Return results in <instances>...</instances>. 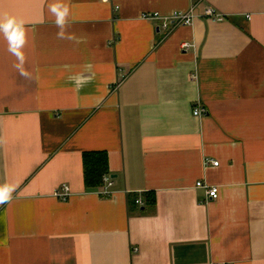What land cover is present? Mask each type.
<instances>
[{"label": "crops", "instance_id": "obj_1", "mask_svg": "<svg viewBox=\"0 0 264 264\" xmlns=\"http://www.w3.org/2000/svg\"><path fill=\"white\" fill-rule=\"evenodd\" d=\"M4 186L0 264H264V0H0Z\"/></svg>", "mask_w": 264, "mask_h": 264}, {"label": "built area", "instance_id": "obj_2", "mask_svg": "<svg viewBox=\"0 0 264 264\" xmlns=\"http://www.w3.org/2000/svg\"><path fill=\"white\" fill-rule=\"evenodd\" d=\"M145 19H148L150 21H158L160 22V29H163L167 33L182 26H192L196 18L198 17L195 15V8H192L187 11H181V12H173L167 16L161 15L159 12H153V14L144 15ZM201 17L208 19V20H214L216 22H223L225 20L224 16L219 13L214 7L210 6L205 9V12ZM190 46L185 44L184 48H189ZM205 110L201 107L195 109L194 115L197 117H200L201 115L205 114ZM214 167L219 166L220 162H212L211 163ZM105 183L107 185L106 189L102 191V195H105L106 197H110L112 195V192L109 191V188L112 187V180L109 178V176L104 177ZM197 187L204 188L207 191L208 199L210 200H217L219 198V190L215 187H210L203 182H199L197 184ZM7 198H10V194H6ZM61 200L67 201L70 198V191L68 187L62 188L57 194ZM137 205L143 206V201L138 199L136 201ZM134 251H137L136 248H134Z\"/></svg>", "mask_w": 264, "mask_h": 264}, {"label": "trees", "instance_id": "obj_3", "mask_svg": "<svg viewBox=\"0 0 264 264\" xmlns=\"http://www.w3.org/2000/svg\"><path fill=\"white\" fill-rule=\"evenodd\" d=\"M86 190L97 191L104 185V176L109 174L108 154L106 152H86L83 158ZM135 202V200H134ZM155 194L146 196L145 207L155 205Z\"/></svg>", "mask_w": 264, "mask_h": 264}, {"label": "clouds", "instance_id": "obj_4", "mask_svg": "<svg viewBox=\"0 0 264 264\" xmlns=\"http://www.w3.org/2000/svg\"><path fill=\"white\" fill-rule=\"evenodd\" d=\"M51 10L57 16V25L62 26L64 23V17L67 16L68 9L64 7L63 14L58 12L55 6ZM12 190L13 189L8 188L7 186L0 187V203L5 202V199L7 198L6 194H10Z\"/></svg>", "mask_w": 264, "mask_h": 264}, {"label": "snow or ice", "instance_id": "obj_5", "mask_svg": "<svg viewBox=\"0 0 264 264\" xmlns=\"http://www.w3.org/2000/svg\"><path fill=\"white\" fill-rule=\"evenodd\" d=\"M15 37H13V39H14Z\"/></svg>", "mask_w": 264, "mask_h": 264}]
</instances>
